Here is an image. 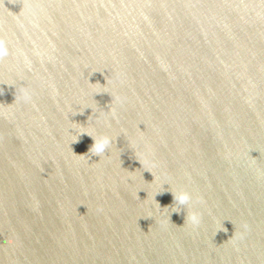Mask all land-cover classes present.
Masks as SVG:
<instances>
[{"label":"water","instance_id":"obj_1","mask_svg":"<svg viewBox=\"0 0 264 264\" xmlns=\"http://www.w3.org/2000/svg\"><path fill=\"white\" fill-rule=\"evenodd\" d=\"M0 39V264H264V0H0Z\"/></svg>","mask_w":264,"mask_h":264},{"label":"clouds","instance_id":"obj_2","mask_svg":"<svg viewBox=\"0 0 264 264\" xmlns=\"http://www.w3.org/2000/svg\"><path fill=\"white\" fill-rule=\"evenodd\" d=\"M9 54L10 49L7 41H5L4 39H0V59L9 56ZM22 98L26 102L29 101L31 99L30 93L27 90H22ZM87 134L91 136V134ZM91 137L94 140L93 144L89 149L92 155L99 156L100 154L105 153L111 143L110 138L108 136ZM173 198L179 204H186L189 201L190 196L187 192L181 191L173 194ZM191 220L193 221V223L198 222L197 216L195 214H192Z\"/></svg>","mask_w":264,"mask_h":264}]
</instances>
